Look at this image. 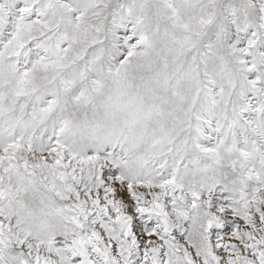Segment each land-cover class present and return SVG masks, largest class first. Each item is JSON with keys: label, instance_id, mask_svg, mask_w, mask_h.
<instances>
[{"label": "snow or ice", "instance_id": "6c2138e0", "mask_svg": "<svg viewBox=\"0 0 264 264\" xmlns=\"http://www.w3.org/2000/svg\"><path fill=\"white\" fill-rule=\"evenodd\" d=\"M0 264H264V0H0Z\"/></svg>", "mask_w": 264, "mask_h": 264}]
</instances>
